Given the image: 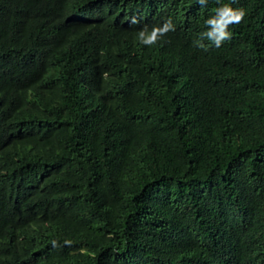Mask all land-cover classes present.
I'll list each match as a JSON object with an SVG mask.
<instances>
[{
  "label": "trees",
  "instance_id": "obj_1",
  "mask_svg": "<svg viewBox=\"0 0 264 264\" xmlns=\"http://www.w3.org/2000/svg\"><path fill=\"white\" fill-rule=\"evenodd\" d=\"M222 3L205 52L216 0H0V264H264V0Z\"/></svg>",
  "mask_w": 264,
  "mask_h": 264
},
{
  "label": "clouds",
  "instance_id": "obj_2",
  "mask_svg": "<svg viewBox=\"0 0 264 264\" xmlns=\"http://www.w3.org/2000/svg\"><path fill=\"white\" fill-rule=\"evenodd\" d=\"M201 7H206L208 0H197ZM235 3V0H233ZM216 7L213 10V14L205 21L207 30L199 34L198 39L193 41V45L203 51H208L210 47L219 48L226 40H229L232 33L229 28L232 25L240 24L246 16V10L243 7H233L230 3H222V0H216ZM130 24H137L139 20L136 17H131ZM175 31V25L172 19L167 18L162 25L152 26L149 28L145 25L138 32V40L140 44L146 46H152L160 41L167 33ZM208 41L209 43H205ZM53 246L56 245V241H53ZM65 243H70L66 241Z\"/></svg>",
  "mask_w": 264,
  "mask_h": 264
}]
</instances>
